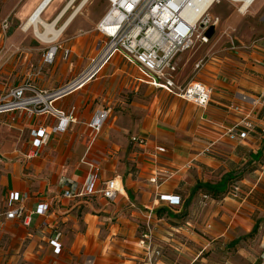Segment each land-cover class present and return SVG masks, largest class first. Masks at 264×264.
Masks as SVG:
<instances>
[{"label":"crops","instance_id":"obj_1","mask_svg":"<svg viewBox=\"0 0 264 264\" xmlns=\"http://www.w3.org/2000/svg\"><path fill=\"white\" fill-rule=\"evenodd\" d=\"M42 1L27 0L25 7L20 13L25 19L24 24ZM70 1L53 0L43 14V20L50 25L56 22L55 27L57 30H61L68 19L79 9L84 0H75V3L66 10L64 16L60 17L62 11ZM89 3L85 4L86 6L82 9V13L77 14V18L75 17L71 22L72 24H70L71 26L69 25L64 32L71 29L79 16L87 9L86 7ZM254 4L256 5L257 3L254 2ZM254 6H251L247 12ZM38 31L44 33L46 28L43 25H38ZM64 32L59 39L67 33L64 34ZM50 37L53 39L52 36ZM59 39L54 44H57ZM38 40L43 43L39 38ZM54 44H51L50 47ZM67 49H70L71 54L74 55L73 48ZM243 49L246 50L240 52L239 55L237 54L235 58L226 57L225 60L212 58L204 65L196 63L194 71H202L203 69L209 71L210 78H206L208 85H205L212 91L210 105L203 109L186 102L190 104L188 109L193 111L194 116L190 122L192 126L189 129H187V126L183 130V134L175 131L169 132V135H166V131L163 128H159L158 124H156L149 132H143V135L140 133L132 135L128 144V155L134 168H130V172L127 170L126 176H122L124 170L116 164L111 168L103 169L95 163L96 160H92L93 162L86 161L91 151L96 154V152L103 153L102 149H109L111 144L109 132L112 126L107 127L103 134L100 135V133L97 137L89 129L91 133L85 148L80 149L71 144L69 149L59 150L64 134L74 129L80 117L82 118L84 115L81 114L82 107H80V105L84 104V100L81 101V99L72 95L83 91L89 85L102 79L103 71L83 88L52 100L53 107L58 110L69 111L72 107H76L78 111L77 116H79L78 121L71 125L68 132L52 136L48 146L43 147L39 156L30 161L25 159V155L33 147V139L30 135L31 131L41 127H48L50 129L51 126L57 123L56 119L48 114H31L30 110H20L0 115V120L4 116L7 117L6 121H9L10 127H18L22 133H27V139L24 144L25 150L20 152L21 161L30 164L31 162L48 158L49 160H45V163H43L44 170L48 175H53L56 172L52 183L51 181H47L45 185L44 189L47 190V195H45L46 193L33 190L32 187H38V184L31 185L30 182L26 181L23 178L24 173L22 170H14L10 173L6 185L5 210L0 212V218L4 221V225L0 227V231L6 226L9 228L11 226L13 228L23 227L28 230L26 236L31 245L35 242L37 243L38 235L36 233H38L40 235L39 242H46L49 245L51 255L59 258L60 256L64 257L66 251L71 247V243L67 238V231H62L60 225L70 226L69 221L72 220L74 211L85 210L86 224L88 228H92L102 218V216H99L101 214H109L110 218L121 217L122 213L132 210L139 214L136 209L142 204L145 208L155 210V212L160 208L167 209L173 213L175 216L174 222L179 225L172 227L171 231H167L166 228L162 229L161 231L165 235L160 232L157 233L155 230L157 226H153L156 244L163 251V257L161 259L155 258L154 264H177L169 260L168 253L169 255L171 254L170 248L179 253L180 256L183 255L185 250L190 252L193 257L189 264H198L197 262L207 264L208 260L203 256V253L209 250L207 252L209 254L215 249L222 251V259L224 261L222 264H226V262L234 264L233 258L241 259L240 261L244 264L260 263L259 257L264 245V227L260 226L261 232H259L257 243L260 251L254 261L248 258L251 257V253L247 247L250 237L257 232L258 224L264 223V41H256L255 44L248 45ZM95 52L89 58L84 72L90 67L91 60L98 56L97 48ZM183 54L179 55L176 59L178 68L176 81L178 85L180 84L178 74H181L180 70L182 68L180 63L185 58ZM118 57H114L108 65ZM121 60L128 64L122 58ZM189 62L190 59L184 63L187 65ZM197 65L200 68H197ZM72 67L73 63L71 64ZM138 75V82L150 86L141 81V74ZM15 87L17 86L11 85L0 88V99ZM39 90L45 93L57 91ZM163 92L172 95L165 90ZM72 97L76 98L79 103L66 107L64 105L65 101ZM100 108H109V105L98 106L95 108L94 113ZM245 118H248L254 126L248 139L231 141L228 137L223 136L226 129ZM133 136L147 138L149 140L148 145L142 147L133 144L131 142ZM66 142H63L64 146H66ZM211 144L214 145L211 153H204ZM158 146L167 148V153L163 155L156 154L155 148ZM48 150L50 153H55V156L53 154L48 156ZM120 150V146H116L108 154H114L113 158H115V155L120 156L118 154ZM17 152L18 149L12 152L15 157H12L11 161L9 157H2L5 160H9L8 162H12L16 158L18 159L16 156ZM61 153L62 156L59 158ZM74 153L79 154V157L82 156V158L76 163L67 164L73 160L71 156ZM93 163L96 164L97 176L93 193L72 199L64 198L63 193L66 190L63 184L64 181L71 179L77 184L79 183L80 187H83L88 177L94 171L91 168V164ZM116 167H118L119 172L115 170ZM238 172H243V176L233 184L240 188L237 196L225 195L224 198L215 200L207 190L195 191V187L200 183L215 185L220 182L224 175L228 173L237 174ZM137 174L148 181L152 192H146L140 183L141 180H136ZM214 176H219V178H215L217 181L211 180ZM154 177L160 179V183H162L160 189H157L156 185L151 183ZM113 178L121 180L122 187L126 193L119 194L113 201H108L103 198V195L99 191L102 189L104 181ZM136 192L145 194L142 196V199H139V202L133 198V194ZM13 194H20L22 201L13 203L11 201ZM205 194L209 195L210 199H204ZM166 195L180 197L182 204L171 207L168 203L160 201L161 196ZM151 199L152 201L150 202ZM20 206L25 208L24 213L27 223H25V219L7 220L6 214L13 208ZM46 209V214L43 215L42 211ZM185 213L187 214L186 217L181 219L180 217ZM146 217L148 224L150 215L147 214ZM161 221L160 219L158 220L159 223ZM58 232L62 233V251L60 254H56L54 247L51 245V241H53ZM111 237H114L113 240H115L117 234L114 232L111 234ZM188 244L192 245V249L187 247ZM39 247L41 248L42 246ZM138 248L139 251H135L132 256L133 259L128 262L132 264H151L147 259L144 249L139 245ZM166 250L167 254L164 253ZM30 260V257L28 258L26 254H23L12 264H31ZM211 264H216V261H211Z\"/></svg>","mask_w":264,"mask_h":264},{"label":"rangeland","instance_id":"obj_2","mask_svg":"<svg viewBox=\"0 0 264 264\" xmlns=\"http://www.w3.org/2000/svg\"><path fill=\"white\" fill-rule=\"evenodd\" d=\"M26 3L27 0H13V2L12 0H0V88L31 84L42 90L55 91L82 74L88 65L89 58L96 53L95 49L99 40L102 39L97 27L100 25V20L109 11L110 2L109 0H91L84 13L79 16L71 29L66 31L67 33L64 32L66 34H63L64 36L59 39L61 41L57 42V45H61L64 49L73 48L74 55L68 60H64V52L61 51L51 65L45 63V56L52 43L43 42V44L40 42L35 36L33 28L24 31L25 19L20 13ZM255 3L257 4H254L255 6L246 14L241 13L242 6L232 0H222L221 4H216L210 10V16L220 18V24L207 45L197 42L193 50L183 54L185 58L180 63L181 74H178L179 86L182 89L192 81L208 85L206 78H210L209 71H205V69L194 71L196 63L204 65L212 58L224 60L226 57L235 58L237 54L245 51L246 49L243 48L248 45H253L256 41H264V0ZM188 59L190 62L186 65L184 62ZM72 63L73 67L71 68ZM138 74L141 72L136 67L126 64L118 57L103 70L102 79L72 95L81 101L84 100V104L80 105L82 107L81 114L84 115L82 118L80 117L74 129L64 134L59 150L69 149L71 144L80 149L85 148L91 133L87 124L93 118L95 108L102 105H109L112 108V118L107 122L100 135L107 127L112 126L109 132L111 137L109 149L114 150L116 146H120L121 150L118 152L120 156L115 155L113 158L114 154H108L109 149H102L103 153L96 152L94 154L91 151L86 161L96 160L95 163L103 169L111 168L116 164L124 170L122 176H126V171L130 172V168H134L128 155V144L132 135L139 133L143 135V132H149L156 124L166 131V135L175 131L183 134V130L187 126L189 129L194 116L193 111L188 109L190 104L176 96L164 93L162 89L138 82ZM78 103L79 101L72 97L67 99L64 105L70 107ZM6 120L5 116L0 120V212L5 210L7 179L14 170H22L25 175L23 178L26 181L31 185L38 184V187H32V189L36 192L46 193L45 195H47V190L44 189L47 181L52 183L56 174L54 172L53 175H48L44 170L43 163L45 160H49L48 158L30 164L21 161L20 152L25 150L27 133H22L18 127H10L9 121ZM65 141H67L66 146L63 145ZM17 149L18 159L8 162L9 160L2 157H9L11 161L12 157H15L12 152ZM47 154L55 156V153H50L49 150ZM61 156L62 153L59 158ZM79 156L74 153L71 156L73 160L67 164L80 161L82 156ZM118 167L115 168L117 172H119ZM212 178V181H217L215 178H219V176ZM138 179L141 180L140 183L147 193L152 192L148 181L139 174H137L136 180ZM144 195V193L136 192L133 194V198L139 202V199H142ZM136 210L139 214L132 210L124 212L121 217L116 218H110L109 214H101L99 216L102 218L92 228H88L86 224L85 210L74 211L72 220L69 221L70 226L60 225L62 231H67L71 247L66 251L64 257L60 256L59 258L51 255L46 242H39L40 235L38 233H36L38 235L37 243L31 245L26 236L27 229L6 226L0 231V264H12L23 254L30 257L31 264H132L128 261L133 259L135 251H139V241L147 228L146 215L152 213V210L145 208L142 204ZM153 212L149 221L152 228L154 225L157 226L155 229L157 233L165 235L161 231L162 229L166 228L167 231H171L172 227L179 226L174 222V217L168 216L167 213L160 218L155 214V210ZM158 218L162 220L161 223L158 222ZM260 226L264 227V223L258 224L257 232L252 234L248 241L247 249L251 253V257L248 258L253 261L260 251L257 244L258 235L261 232ZM114 232L117 234L115 240H113L114 237H111ZM187 247L192 249L190 244ZM170 251L171 254L168 253V257L172 262L189 264L192 261L193 256L187 250L181 256L171 248ZM208 251H205L204 255L202 254L207 258V264H211L213 260L216 261V264L224 262L221 250L215 249L209 254ZM161 252L163 251L161 250ZM164 253L167 254V250ZM162 257L163 253L159 258ZM240 260L232 259L234 264H244Z\"/></svg>","mask_w":264,"mask_h":264},{"label":"built area","instance_id":"obj_3","mask_svg":"<svg viewBox=\"0 0 264 264\" xmlns=\"http://www.w3.org/2000/svg\"><path fill=\"white\" fill-rule=\"evenodd\" d=\"M109 2V11L97 27L102 37L97 46L98 56L91 60L86 72L55 92L45 93L31 84H22L1 97L0 115L30 110L31 114H48L57 121L50 129L41 127L31 131L33 147L25 155L26 160L30 161L38 157L41 149L48 146L52 136L68 132L71 125L78 121L76 107H72L69 111L58 110L53 107L52 100L83 88L88 82L94 80L116 56L136 66L141 72L142 82L165 90L200 108L205 109L210 105L212 91L208 86L206 87L202 82L192 81L182 89L176 81L178 56L194 49L197 42L207 45L210 40L205 36V32L211 26L217 28L220 24V18L209 16L210 5L207 6V0H109ZM195 12L197 15L191 19V14ZM61 51L64 52V60H68L72 55L70 49H63L61 45L54 44L47 51L45 63L53 64ZM197 68L200 66L197 65ZM111 114L110 107L100 108L94 113L87 127L95 137L102 132ZM253 129L252 122L245 118L226 129L223 136L231 141H242L248 139ZM131 142L145 147L149 140L133 136ZM213 146L211 144L204 153H211ZM155 150L156 154L161 155L168 151L163 146H158ZM95 167V163L91 164L94 171L83 187L71 179H66L63 183L66 187L63 197L72 199L92 194L97 180ZM151 181L157 189H160L162 183L158 177H154ZM122 189L121 180L113 178L104 181L99 192L106 200L113 201L119 194H123ZM239 191V187L232 185L226 195L237 196ZM204 199H210V196L205 194ZM11 201L18 203L22 201V198L20 194H13ZM160 201L168 203L171 207L182 204V199L178 196H161ZM24 209L22 206L13 208L5 217L7 220L25 219ZM46 211L47 209L42 211V214L45 215ZM151 212L154 213L153 210ZM152 213L150 219L153 216ZM25 223H27L26 219ZM3 225L4 221L0 218V227ZM61 240L62 233L58 232L51 241L56 254L62 251ZM139 245L144 249L151 264H154L155 258L162 256L150 221L141 236ZM259 262L258 264H264V245ZM226 264L231 263L226 262Z\"/></svg>","mask_w":264,"mask_h":264},{"label":"bare ground","instance_id":"obj_4","mask_svg":"<svg viewBox=\"0 0 264 264\" xmlns=\"http://www.w3.org/2000/svg\"><path fill=\"white\" fill-rule=\"evenodd\" d=\"M53 0H43L39 6L33 11V13L30 15V17L28 18V20L25 22L23 28L24 31H29L31 28H33V30L35 31L36 36L42 40L45 43H56V40L59 39V37L62 35V33L66 30V28L72 24L71 22L75 19V17L77 16V14L80 12V10L85 6V4L88 2V0H84L83 3L81 4V6L79 7V9L68 19V21L64 24V26L61 28V30H57V28L55 27L56 22L53 23V25L48 24L47 22H45L42 18L43 14L45 13L46 9L48 8V6H50L51 2ZM235 3H239L241 7L240 12L241 13H247L248 9L251 6H254L253 3L257 2L258 0H232ZM75 3V0H71L69 2V4L66 6V8H64V10L61 13V16H64L66 10H68L73 4ZM222 0H219L218 2H216L215 0H207V6L210 5L209 8V12L212 8H214V6L216 4H221ZM197 15V12L192 13L190 18L193 19L195 18V16ZM210 16V14H209ZM56 21V20H55ZM38 25H43L44 28H46V31L43 32H39L38 31ZM40 27V26H39ZM52 36L53 39L50 37ZM55 41V42H54ZM123 194H125V190L122 189Z\"/></svg>","mask_w":264,"mask_h":264},{"label":"trees","instance_id":"obj_5","mask_svg":"<svg viewBox=\"0 0 264 264\" xmlns=\"http://www.w3.org/2000/svg\"><path fill=\"white\" fill-rule=\"evenodd\" d=\"M243 176V172H238L237 174H226L224 175L220 182L218 184L212 185L209 183H200L195 187V191L199 190H207L210 194L211 197L215 200H220L224 198V196L228 193L229 187L235 184ZM167 213L168 216L175 217L173 213L169 212L165 208H160L157 210L156 214L158 217L162 218V216ZM186 213L181 216L180 218L183 219L186 217Z\"/></svg>","mask_w":264,"mask_h":264},{"label":"water","instance_id":"obj_6","mask_svg":"<svg viewBox=\"0 0 264 264\" xmlns=\"http://www.w3.org/2000/svg\"><path fill=\"white\" fill-rule=\"evenodd\" d=\"M216 32V27L215 26H211L206 32H205V36H207L209 38V40H211L214 36Z\"/></svg>","mask_w":264,"mask_h":264}]
</instances>
